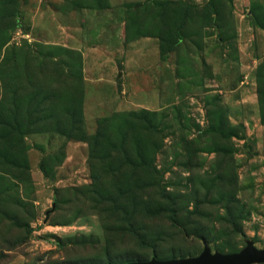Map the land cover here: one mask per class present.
Returning <instances> with one entry per match:
<instances>
[{"label":"rangeland","instance_id":"374dc122","mask_svg":"<svg viewBox=\"0 0 264 264\" xmlns=\"http://www.w3.org/2000/svg\"><path fill=\"white\" fill-rule=\"evenodd\" d=\"M264 249V0H0V264Z\"/></svg>","mask_w":264,"mask_h":264},{"label":"water","instance_id":"95a60500","mask_svg":"<svg viewBox=\"0 0 264 264\" xmlns=\"http://www.w3.org/2000/svg\"><path fill=\"white\" fill-rule=\"evenodd\" d=\"M126 264H264V249H258L252 241H247L246 246L239 252L213 253L204 242L203 251L196 257L170 260H159L154 257L148 261H132Z\"/></svg>","mask_w":264,"mask_h":264},{"label":"trees","instance_id":"16d2710c","mask_svg":"<svg viewBox=\"0 0 264 264\" xmlns=\"http://www.w3.org/2000/svg\"><path fill=\"white\" fill-rule=\"evenodd\" d=\"M154 258V257H153ZM156 258V257H155ZM141 261H146V260H141Z\"/></svg>","mask_w":264,"mask_h":264}]
</instances>
